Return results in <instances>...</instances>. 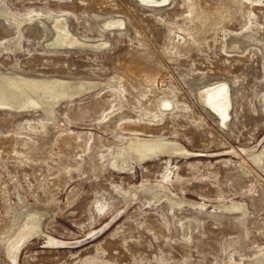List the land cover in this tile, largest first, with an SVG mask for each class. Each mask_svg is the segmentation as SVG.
Returning <instances> with one entry per match:
<instances>
[{
	"label": "rangeland",
	"instance_id": "1",
	"mask_svg": "<svg viewBox=\"0 0 264 264\" xmlns=\"http://www.w3.org/2000/svg\"><path fill=\"white\" fill-rule=\"evenodd\" d=\"M4 76L87 85L0 109V264H264V0H0Z\"/></svg>",
	"mask_w": 264,
	"mask_h": 264
},
{
	"label": "bare ground",
	"instance_id": "2",
	"mask_svg": "<svg viewBox=\"0 0 264 264\" xmlns=\"http://www.w3.org/2000/svg\"><path fill=\"white\" fill-rule=\"evenodd\" d=\"M149 1L152 0H147V2ZM55 29L57 35L56 38H54L55 40L54 43L56 45L81 46L87 44L86 41L84 42L82 40H79L78 38L70 34L68 31H66L65 30L66 28L64 29V26L63 28H57L56 26ZM4 77L0 78V109L10 108L11 110L12 109L20 110V109H30L37 107L39 108V106H42L41 104L44 102L47 103L52 100H58L66 95H72L76 93L80 94V92L86 89L84 88V86L87 85L85 83H80V82L74 83L75 81L72 82L69 80H60V79L45 80V79H36V78H25L21 76H9V77L4 76ZM204 101L205 103H209V104L214 102V101L211 102L210 100H204ZM215 104L217 105L218 103L216 102ZM181 146L182 145L179 146V144L177 145L176 142L167 144L163 141L157 142L155 140H150V139L132 140L131 144L128 147L122 149V151L117 154L116 159L114 161V165L120 166V161L126 160L128 155H132L131 154L132 151L137 154L138 159L144 160L147 159L150 155L156 153H163L168 151L170 153L171 150L173 153H179V148ZM241 207L242 205L238 203L228 206V208H232V209H238V208L242 209ZM31 219L36 220L38 219V217L33 216V218ZM38 226H39L38 221L35 222H31V220L27 221L21 227L23 235H27V232L29 234L36 233ZM28 237L29 235L24 238H21L18 242H16V245L13 250L16 251L19 248V245H21L23 241ZM12 240L9 242V245L13 247Z\"/></svg>",
	"mask_w": 264,
	"mask_h": 264
},
{
	"label": "water",
	"instance_id": "3",
	"mask_svg": "<svg viewBox=\"0 0 264 264\" xmlns=\"http://www.w3.org/2000/svg\"><path fill=\"white\" fill-rule=\"evenodd\" d=\"M139 2L141 3H148L147 0H138ZM157 0H152V1H149L150 3H153V2H156ZM91 238V236H88L86 237L85 239H83L82 241H85V240H89ZM59 244H63V245H73L74 243L73 242H64V243H59ZM17 253V252H16ZM13 259H15V255H13Z\"/></svg>",
	"mask_w": 264,
	"mask_h": 264
}]
</instances>
